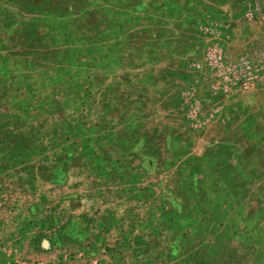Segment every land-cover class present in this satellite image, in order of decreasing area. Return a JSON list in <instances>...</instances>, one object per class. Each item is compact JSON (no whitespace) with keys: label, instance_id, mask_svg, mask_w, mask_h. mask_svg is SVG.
<instances>
[{"label":"rangeland","instance_id":"obj_1","mask_svg":"<svg viewBox=\"0 0 264 264\" xmlns=\"http://www.w3.org/2000/svg\"><path fill=\"white\" fill-rule=\"evenodd\" d=\"M70 3L0 0V264H264V0Z\"/></svg>","mask_w":264,"mask_h":264},{"label":"trees","instance_id":"obj_2","mask_svg":"<svg viewBox=\"0 0 264 264\" xmlns=\"http://www.w3.org/2000/svg\"><path fill=\"white\" fill-rule=\"evenodd\" d=\"M67 2H68V5L70 6V8H72L73 6H72V3H70V1H72V0H66ZM123 1H131V0H123ZM129 7H135V5L134 4H132L131 2H129ZM54 17L55 18H58V17H60V16H58V15H54ZM67 26V25H66ZM77 27H79V26H77ZM79 28H81V27H79ZM64 31H65V29H64ZM72 30H70V32H71ZM83 32H82V30L77 34V35H74V36H78V35H81ZM73 36V35H72ZM117 40H120V39H117ZM121 52L123 51V50H125V47H121L120 49H119ZM127 50H130V48H128ZM125 52V51H124ZM113 85V83H111V86ZM108 86H110L109 84H108ZM91 87H96V88H98V86H92L91 85ZM106 88H108L107 86H105ZM88 94V99L91 101V102H89V103H87L86 105H90V106H93L94 104H96V108H102L103 110L105 109V116L106 117H108V116H110L109 114H112V113H114L113 111H111L110 110V103H111V101H112V99L113 98H111V96L109 95V94H107V95H105L106 93H105V88L104 89H101V90H99V91H97V93H96V96H93V95H91L90 93H87ZM86 94V95H87ZM99 94H100V97H101V100L103 101L100 105H99V100H98V96H99ZM93 102H94V104H93ZM100 110V109H99ZM81 117H82V115H81ZM75 118H72V120H74ZM83 121L85 122V123H90L89 122V120L88 119H83ZM78 134H80L79 132H77ZM77 134V136H74V138L76 139V138H78L79 137V135ZM12 143L14 144L15 143V141H12ZM10 144V145H13V144ZM0 144H3L2 142L0 143ZM17 146V145H16ZM98 146V145H97ZM85 147L87 148V146L85 145ZM98 147H100V146H98ZM227 148H231V147H227ZM206 155V154H205ZM221 178H222V176H220ZM213 178V177H212ZM232 181V180H231ZM234 183V186H235V184H237V182H233ZM211 184V183H210ZM213 186H216V182L214 181V183H213ZM236 188H237V186H236ZM217 191H219L222 195H223V193L222 192H224V190H217ZM236 191H237V193L239 194V195H241V199H244V195H246V193H247V190H245V192H244V190L243 189H241V188H239V189H236ZM231 193H233V191L231 190ZM236 193V192H235ZM236 193V194H237ZM245 206V205H244ZM199 221H201V219H199ZM245 221H247V222H253V220L251 219V218H247ZM231 229L232 230H234V229H236V226H233V227H231ZM254 239V237L253 236H251L250 235V229H249V227L246 225V226H244L243 227V231L240 233V234H238V235H236L234 238H232V245H235V246H243V248L246 246V245H248V243L250 242V240H253ZM254 251H255V249H254ZM249 255H252V252L251 253H249ZM256 256V255H255Z\"/></svg>","mask_w":264,"mask_h":264}]
</instances>
